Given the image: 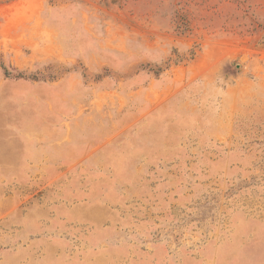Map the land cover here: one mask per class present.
Here are the masks:
<instances>
[{"label":"rangeland","instance_id":"obj_1","mask_svg":"<svg viewBox=\"0 0 264 264\" xmlns=\"http://www.w3.org/2000/svg\"><path fill=\"white\" fill-rule=\"evenodd\" d=\"M0 264H264V0H0Z\"/></svg>","mask_w":264,"mask_h":264}]
</instances>
